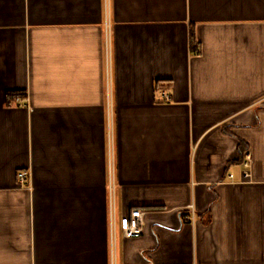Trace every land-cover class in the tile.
Instances as JSON below:
<instances>
[{"label": "crops", "instance_id": "obj_1", "mask_svg": "<svg viewBox=\"0 0 264 264\" xmlns=\"http://www.w3.org/2000/svg\"><path fill=\"white\" fill-rule=\"evenodd\" d=\"M0 264H264V0H0Z\"/></svg>", "mask_w": 264, "mask_h": 264}, {"label": "built area", "instance_id": "obj_2", "mask_svg": "<svg viewBox=\"0 0 264 264\" xmlns=\"http://www.w3.org/2000/svg\"><path fill=\"white\" fill-rule=\"evenodd\" d=\"M110 41H111V33L110 28L108 27L107 30V53H109L110 49ZM162 96L165 100H170L169 89L164 88L162 90ZM113 129V128H112ZM111 129V130H112ZM113 136V133H112ZM249 166L250 162L246 161L245 163V171L244 176H249ZM21 180H25L27 177V172L23 171L19 174ZM115 163L114 159L110 165V180H109V195H110V202L112 207V214H113V222H112V230L113 235L116 234L117 228L119 227L123 235L126 238H131L140 235L143 232V218H144V211L141 209H134L129 214H126L120 217L118 220L116 218L114 207H115V200H116V180H115ZM188 219L194 220L195 218V207L193 204L189 205L188 207Z\"/></svg>", "mask_w": 264, "mask_h": 264}, {"label": "trees", "instance_id": "obj_3", "mask_svg": "<svg viewBox=\"0 0 264 264\" xmlns=\"http://www.w3.org/2000/svg\"><path fill=\"white\" fill-rule=\"evenodd\" d=\"M19 95H21V93L20 92H17V91H11V92H8L7 93V99L9 100V101H12V100H14L17 96H19Z\"/></svg>", "mask_w": 264, "mask_h": 264}]
</instances>
